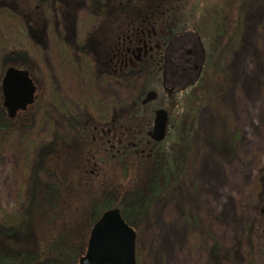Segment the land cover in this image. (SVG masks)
Instances as JSON below:
<instances>
[{
    "label": "rangeland",
    "instance_id": "rangeland-1",
    "mask_svg": "<svg viewBox=\"0 0 264 264\" xmlns=\"http://www.w3.org/2000/svg\"><path fill=\"white\" fill-rule=\"evenodd\" d=\"M118 1L0 0V104L5 66L28 67L38 89L32 111L0 129V217L19 218L21 210V220L3 233L12 247L0 245V264H55L57 255L59 264H77L94 210L116 200L115 181L127 176L125 166L117 170L97 143L86 142L83 129L131 116L151 133L157 110L169 115L167 135L160 143L149 136L150 146L133 152L124 183L129 195H150L151 184L163 183L185 128L194 151L186 182L165 191L147 213L127 202L137 264H264V0H200L178 16L177 29L170 25L166 41L149 39L154 47L163 43L159 55L133 56L141 58L145 78L129 83L108 80V63L143 11L166 1L142 0L138 7ZM226 7L238 17L221 96L191 119L188 99L196 86L165 82L166 50L192 30L208 60ZM149 92L158 98L143 104ZM135 97L144 109L132 105Z\"/></svg>",
    "mask_w": 264,
    "mask_h": 264
},
{
    "label": "trees",
    "instance_id": "trees-1",
    "mask_svg": "<svg viewBox=\"0 0 264 264\" xmlns=\"http://www.w3.org/2000/svg\"><path fill=\"white\" fill-rule=\"evenodd\" d=\"M165 1L166 2H164L161 6H156L155 8H150L146 11H143V13L139 17L138 23H136V26H133V28L131 29L129 28L127 32L120 37L121 48H119L116 56L108 63V80L129 83L133 80L136 81L138 79L139 81V79H144L145 71H143L141 67V70L137 68L139 64L138 61L141 58L137 60L133 56L138 54L139 51H143L141 53L144 56L146 53H149V55H155L157 53L159 55L158 52L160 51L161 53L163 43H160L158 44L159 46L154 47L152 46L151 42H149V39H152L157 35L160 42L166 41V37L170 36L169 33L166 34V32L170 30V25H175L176 29L179 27L180 18H178V16L184 18L185 15L189 14L192 9L197 6L196 4L200 3V0ZM141 3L142 0H120L117 2V5H129L131 7H138V5ZM235 3V5H237V2ZM237 6H235V8ZM232 12L233 10L228 11L227 7L222 9L221 22L219 23V31L213 47V51L211 52L210 57H208V60L204 61L200 79L197 83L194 84L196 86L195 91L188 99L187 112L188 114L190 113L191 119L199 114L200 105L204 104L205 101H208L210 98L216 99L221 96L223 87L221 86L219 88V78L222 74V70L226 62L228 50L231 48V43L233 41V38H235V34H237V32L234 31L235 29L233 27L234 13ZM234 17L238 16L235 15ZM135 59L137 61H135ZM9 67L12 66H5L3 73ZM15 68L27 70L36 83V79L32 71L28 67L22 66ZM137 72H140L139 78L137 75H134ZM87 81L89 84L90 80L88 79ZM207 81L211 83L210 85H208V87L206 85ZM142 87L143 89L141 88V91H139V94L141 95L142 90L143 92L147 91L146 86L144 87L143 85ZM36 101L35 104L37 103ZM131 103L132 105L137 104L139 107L144 109L141 99H137V97H135ZM35 104L25 113L18 115L15 119L12 120L7 117L5 110L0 104V129L6 131L9 126H11L12 122H15V120L21 118L23 115L30 113ZM144 112V110L143 112L142 110L140 111L142 117H147V114ZM130 117L124 120V122L109 121L108 119L102 118L100 122L106 123L104 125V128L89 129L87 127L83 129V134L85 135V138H87L86 142L97 143V146L95 147L103 150L99 152H104L105 156L110 158L111 164L114 163L117 170L121 169L122 166H125L122 167V169L127 173L125 179H119L123 181H120L119 183L115 181V190L118 192L116 200L105 201L94 210L95 215L92 218L93 221L91 222L90 233L94 225L100 220L103 214L112 209H119L124 221L129 226H134V222L132 223L130 219V212H132L133 208L129 207V205H127V202H135L136 206H138L137 208L142 210L145 214V212H148L146 211V209H149V207L152 206L151 204L155 202V200L157 201V199H159L165 191H170L178 183L186 182L191 173V159L193 155L192 152L194 150L191 147V142L187 140V136L190 134V131L185 128L186 137L183 134V138H181L184 141L180 143V150H178L179 157H176V164L169 167L167 172H165L163 183L161 185L151 184L153 192H151L152 194L150 195H147L146 191L142 192V194H138L137 197L133 194H131L130 196L128 187L125 186L124 183L129 180L128 176L131 165L130 162H133L135 160L136 155L133 154V152H138L137 148H145L144 146H146L147 148L148 146H150V143H152L150 142L149 132L147 131V129H145L143 125L139 126L140 128L138 129L137 126H135L136 123L134 122V118L131 119ZM130 156L133 157L131 158V160ZM93 158H95V156H93ZM90 161L91 160H89V162ZM112 187H114V185H112ZM17 211L19 213V218H10L4 215L0 217L1 246H5L8 248L12 247V243L7 241L6 236L3 233L9 227H12L14 224L21 220V210L17 209ZM0 212L2 213L1 210ZM85 253L78 257L77 264H79V259L84 256ZM61 257L62 256L57 255V259L52 260V262H54L55 264H59V260L61 259ZM32 263L44 264V261L38 260Z\"/></svg>",
    "mask_w": 264,
    "mask_h": 264
},
{
    "label": "water",
    "instance_id": "water-1",
    "mask_svg": "<svg viewBox=\"0 0 264 264\" xmlns=\"http://www.w3.org/2000/svg\"><path fill=\"white\" fill-rule=\"evenodd\" d=\"M204 52L198 34L192 30L179 33L166 50L164 79L173 86L189 87L200 78ZM37 85L27 70L9 67L2 81V106L12 120L31 108L37 99ZM156 92H149L143 104L155 101ZM169 115L157 110L150 138L160 143L167 135ZM136 231L122 218L119 209L103 214L91 230L87 250L79 264H137Z\"/></svg>",
    "mask_w": 264,
    "mask_h": 264
},
{
    "label": "flooded vegetation",
    "instance_id": "flooded-vegetation-1",
    "mask_svg": "<svg viewBox=\"0 0 264 264\" xmlns=\"http://www.w3.org/2000/svg\"><path fill=\"white\" fill-rule=\"evenodd\" d=\"M141 51H139V53H140Z\"/></svg>",
    "mask_w": 264,
    "mask_h": 264
}]
</instances>
